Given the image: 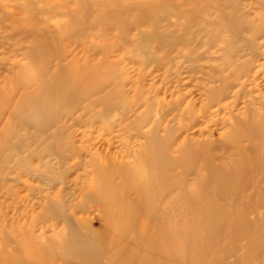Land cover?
<instances>
[{"label": "rangeland", "instance_id": "374dc122", "mask_svg": "<svg viewBox=\"0 0 264 264\" xmlns=\"http://www.w3.org/2000/svg\"><path fill=\"white\" fill-rule=\"evenodd\" d=\"M150 130L174 189L147 264H178L184 234L197 264H264V0H0V264H63L50 202L108 238L93 168L146 160Z\"/></svg>", "mask_w": 264, "mask_h": 264}, {"label": "bare ground", "instance_id": "6f19581e", "mask_svg": "<svg viewBox=\"0 0 264 264\" xmlns=\"http://www.w3.org/2000/svg\"><path fill=\"white\" fill-rule=\"evenodd\" d=\"M77 79H78L77 72H69V77H67L65 80L62 81V83L59 84V88L60 90H62V94L72 95L74 90H72V88H69L70 86L69 84L70 82L76 81ZM40 111L41 110H39V113H41ZM153 131L154 130H150L145 134L146 143L144 145V149L145 151L148 152V158L146 160L134 161L133 163L118 162L116 160H112V161L104 160V166L103 165L94 166L93 168L94 178H95L94 187L93 190L90 191V193L85 195V199H91L98 203L99 202L105 203L106 208L103 209L101 216H104L106 218L105 220H106L107 229H109V237L108 238L99 237L98 234L94 232L91 226L92 224L91 218H89V220L87 221L89 225L85 223L86 221L71 219L69 218V215L66 213V210L64 209V204L62 202H50L49 205H51L52 203L53 207L55 206L53 205L54 203L59 204L58 206L60 209L56 212H50L49 209L51 208L49 207L48 213H50V215H52L53 218L61 217L65 223V226L62 228L61 231L62 233L60 236L61 239L59 242L57 243L48 242L43 244L42 247L43 253H49L48 248H51V246H55V247L58 246L59 250H61V252L66 255L65 258L62 257L63 264H85L86 263L84 262L85 260H82L78 256L89 254L90 250H93L94 252H100L98 248L101 247L102 249H104L105 247V249L108 250V253L106 254V252H104L105 254L103 255L99 254L101 257L99 263L101 264H147L148 263L150 255L152 254V249L155 246V240L153 239V235L151 234V230L154 227H152L153 225L151 224L152 222H155L154 221L155 215H160L164 218H167L165 212H163L162 209L159 207L157 200L154 197V194L152 195V193L153 192L157 193L158 191L156 192V189L158 187L160 188V186L165 190V192H168L170 190L172 192V189H174V186H172L173 184L165 180V176H166L164 170L165 157L163 158L162 152H160L162 150L161 149L162 146L164 145L161 141L162 146H160V143L157 141L156 138H154L155 133H153ZM160 154L162 156L163 163L162 162L159 163L158 159H160L159 158ZM117 179L122 181V187L124 189L127 188V190L134 191L136 193L135 197L132 198L126 197L125 199H123V197L118 198L116 194L117 189L114 188L113 186L115 180ZM177 195L180 197L179 199H181L182 197L183 198L182 200L185 201L193 198L192 194L187 195L181 189H178ZM206 195L207 198L206 197L205 198L209 200L208 198L209 194L206 193ZM168 198H170V196ZM136 213L143 214L150 222L148 226L146 225L144 227V231L141 235L136 233L133 228ZM159 221L163 222L162 226H164V228L165 226L168 228L167 224H164L165 222L167 223L166 220L160 219ZM192 226H194V224ZM191 229L193 230L194 228H190L187 230L188 231L190 230L189 232H191ZM163 231L164 234L167 233V230L165 231L163 229ZM197 232L198 230L196 229V234L194 235H197ZM204 232L206 231L204 230ZM191 235L193 237V234ZM188 236L189 235H185V234L183 235L182 237V239H184L183 243L182 240H180L182 246L180 248V251L177 252L179 257L178 264H197L198 261L200 260V258L198 257L200 254H195L196 253L195 247L197 246H195L194 244L193 245L194 248L191 247L192 246V242H190L191 238H189ZM203 236L205 237V235ZM177 238L180 239L179 237ZM208 239L210 240V238ZM69 242L77 243L78 245L77 251H73L72 249H70ZM94 244L98 246L97 247L98 250H95ZM200 246H202V243L201 245H199V247ZM193 250L195 251V253ZM203 253L205 254L204 251ZM25 263H26L25 260H20V258L11 261V264H25ZM210 263L211 260L207 261L204 264H210ZM157 264H165V263L164 260L161 258Z\"/></svg>", "mask_w": 264, "mask_h": 264}]
</instances>
